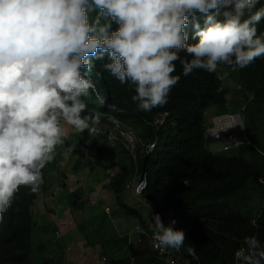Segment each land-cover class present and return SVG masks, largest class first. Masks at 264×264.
Wrapping results in <instances>:
<instances>
[{
	"label": "clouds",
	"instance_id": "obj_1",
	"mask_svg": "<svg viewBox=\"0 0 264 264\" xmlns=\"http://www.w3.org/2000/svg\"><path fill=\"white\" fill-rule=\"evenodd\" d=\"M257 3L259 0H0V233L13 218L29 219L32 234H37L38 245L32 244L31 250L34 264L55 263L57 257L44 255L45 245L38 240L48 236L61 239L66 234L61 224L53 236L50 230L47 234L49 218L57 226V213L68 209L72 233L82 220L89 221L86 202L95 205L125 189L136 199L146 200L150 211V221H146L139 211L121 204L139 218L136 243L124 235L128 255L131 245L148 237L151 249L166 264L170 262L154 248V239L158 248L180 254L177 264H190L180 250L185 234L176 212L158 209L157 201L142 193L147 183L146 160L157 141L144 142L116 114L101 116L100 111H88L82 97L92 93L97 94L101 108L111 106L88 73L93 60L103 62L107 57L103 69L121 84H128L138 110L149 112L165 105L179 83L181 76L174 75L177 61L182 75L188 76L197 69L216 73L219 65L235 72L264 57V32L257 35L255 26L264 19V5L257 10ZM113 24L118 27L113 29ZM227 77L228 72H223L217 79L222 80L228 103L229 91L223 86ZM246 106L213 116L208 112L217 107L208 108L204 139L213 146V150L208 148L211 152L258 145L246 133ZM166 116L160 114L154 125L162 124ZM226 116L236 118L238 129ZM218 117H226L229 123L218 141L210 142L207 132ZM230 132L242 136L221 144L224 134ZM140 149L146 154L141 173L137 164ZM97 167L106 170L102 180L96 176ZM94 184L103 193L101 200L97 194L96 199L88 198ZM23 195L34 196L30 205L21 204ZM105 211L112 213L108 205ZM87 214L90 216L82 217ZM244 239L247 248L236 251L234 264H261L264 250L260 242L255 236ZM57 246L51 243L50 248ZM36 250L41 254L39 263ZM189 251L195 257L194 249ZM120 258L125 257L103 258L102 262L110 264Z\"/></svg>",
	"mask_w": 264,
	"mask_h": 264
},
{
	"label": "trees",
	"instance_id": "obj_2",
	"mask_svg": "<svg viewBox=\"0 0 264 264\" xmlns=\"http://www.w3.org/2000/svg\"><path fill=\"white\" fill-rule=\"evenodd\" d=\"M261 5L264 0H259L257 10ZM255 26L260 35L264 32V19ZM116 27L113 24V29ZM180 55L183 57L185 53L181 51ZM104 62L107 57L103 62L93 60L88 76L98 93L109 98L110 109L99 106L96 93L82 99L88 111H100L101 116L116 114L144 142L157 141L146 160L147 183L142 193L156 200L158 209L176 212L185 234L180 249L183 257L190 264H234L236 251L247 248L244 238L252 236L264 250V147L244 145L233 154L213 153L204 139L208 108L216 106L218 114L229 111L225 108L226 90L222 89L218 74L197 69L183 76L177 61L174 75L181 78L170 92L168 102L144 112L132 100L134 90L104 70ZM238 74L243 87L252 95L243 114L248 134L255 141L254 125L264 115V57L239 69ZM165 113L163 123L154 125L158 116ZM101 119L106 121L104 117ZM145 158L144 149H140L139 173ZM133 171L132 163L130 176ZM33 198L23 195L21 204L30 205ZM31 238L29 219L10 220L0 233V264H34ZM189 249H194L195 257ZM110 264H166V261L151 249L149 238L143 237L137 246H130L127 257L112 259Z\"/></svg>",
	"mask_w": 264,
	"mask_h": 264
},
{
	"label": "rangeland",
	"instance_id": "obj_3",
	"mask_svg": "<svg viewBox=\"0 0 264 264\" xmlns=\"http://www.w3.org/2000/svg\"><path fill=\"white\" fill-rule=\"evenodd\" d=\"M223 72H228V77L227 79L223 80V86L228 89L229 94H228V103L225 105L226 109L229 110H236V111H241V108L244 105H248L250 100L248 99L249 93L241 89L240 82L238 79V70L233 72L228 66H223L219 65L217 68V74H221ZM258 116V115H257ZM245 124V129L246 133L248 134L246 122L244 120ZM100 127V124H97ZM96 127V126H95ZM256 135L260 137V139L255 136V141L257 144H262L264 146V116L259 118L255 125H254ZM86 132V131H85ZM66 134H68V131H66ZM241 133L237 134H232L230 132L229 135L224 134L223 139L221 140V144L224 142H231L232 140L236 138H241ZM249 138L251 140V135H249ZM227 137H231V140H228ZM254 142V141H253ZM255 144V142H254ZM208 148L210 150H213V146L211 144H207ZM236 150H230L228 152H225L226 154H233L236 153ZM83 171H86V169H83ZM96 176L99 177L101 180L106 176V170L103 167H97L95 169ZM81 172H77V175H80ZM96 184L92 186V188H95ZM98 187L95 188L94 191H91L89 193V199H96V193L98 192ZM146 200L144 199H136L134 195L132 194L131 191L129 190H122L117 196L113 195L108 197L107 199H102V201H99L97 204L92 205L89 203H85L84 209L88 212L91 213V216L87 214V216L82 215L83 218L89 217L81 221V226L80 228H76L72 233L62 236L61 239H58L57 237H52L50 242L52 244L57 243L60 244L63 248L66 247L68 243L73 241L74 239L79 240H85L87 241L88 239L91 242H95V239L93 238L95 235H99V238H102V235L104 236H114L116 235V231H120L121 233H126L127 235H130V240L133 243H136V236H135V226L139 222V218L134 216L131 212L127 211V208L121 207V204L127 205L130 209L137 210L139 213L143 216V218L146 221L149 220V209L146 205ZM108 205L110 209H112V213H106L105 211V206ZM258 206V203L256 204ZM64 214H62V211L57 213V217L59 219H62ZM71 220V218H68L67 221ZM81 220V219H79ZM79 222V221H78ZM49 224L50 226L47 228V234H49V230L51 231V235L53 236L55 234V229L60 227V224H55V222L52 220V218H49ZM115 229L116 231H113ZM87 234L85 236H79L81 233ZM37 239V234L33 233L32 234V244L38 245L36 243ZM105 239H102L99 241V243L105 244ZM79 244V243H78ZM41 247V245L39 244ZM74 246V245H71ZM37 250H39L37 248ZM125 255L124 253L120 254V256ZM48 256H50V253H48ZM119 256V255H117ZM58 260V259H57ZM56 260V263H58ZM46 264H50L49 260L47 261Z\"/></svg>",
	"mask_w": 264,
	"mask_h": 264
},
{
	"label": "crops",
	"instance_id": "obj_4",
	"mask_svg": "<svg viewBox=\"0 0 264 264\" xmlns=\"http://www.w3.org/2000/svg\"><path fill=\"white\" fill-rule=\"evenodd\" d=\"M217 111H219L218 108H211L208 112V116H213L218 114ZM102 192H97L96 194L98 197H100V200L102 199ZM102 201V200H101ZM75 208L78 207L76 204L74 206ZM65 216H63L62 219L58 220L57 224H61L63 228L64 234L68 235L71 231L72 225H70V221H68V224L64 223V220L68 217L72 216V213L68 211V209L63 210ZM56 224V222H55ZM136 227V226H135ZM113 231H116L113 229ZM68 233V234H67ZM126 233H121L120 231H116V235L114 236H104L102 235V238H99V235H95L94 239L95 242H91L89 239L87 241L85 240H79L74 239L70 243L66 245L65 248H63L60 244H58L57 247H55V250L51 249V238L50 236L44 238L43 240H38L39 243H42L45 245V248L43 249L44 255H48L50 253L51 257H57L58 263H52L51 264H103L102 259L103 258H111V257H126L128 256V250H127V240L124 238ZM81 236V234H79ZM83 236V235H82ZM102 239H105V244L99 243ZM130 242V240L128 239ZM79 243V244H78ZM74 245V246H71ZM124 253L125 255L120 256V254ZM40 252L35 251L34 256L36 258V262H40ZM119 255V256H117ZM35 260V259H34Z\"/></svg>",
	"mask_w": 264,
	"mask_h": 264
},
{
	"label": "built area",
	"instance_id": "obj_5",
	"mask_svg": "<svg viewBox=\"0 0 264 264\" xmlns=\"http://www.w3.org/2000/svg\"><path fill=\"white\" fill-rule=\"evenodd\" d=\"M229 120L232 119L233 120V116H226ZM226 117H218L215 118V122H214V126L207 132V140L210 142H215L218 141V139L221 137V133L224 132L227 128V125L229 123V121H227ZM233 127L234 129H238L239 124L236 121V118L233 120ZM224 149H228V146H225ZM157 242L154 239L153 241V246L156 250L159 251L161 256H164L169 262L170 264H177L179 262V257L180 254L178 252H176L173 249H163V248H158L157 246ZM180 264H188L187 261H183Z\"/></svg>",
	"mask_w": 264,
	"mask_h": 264
},
{
	"label": "water",
	"instance_id": "obj_6",
	"mask_svg": "<svg viewBox=\"0 0 264 264\" xmlns=\"http://www.w3.org/2000/svg\"><path fill=\"white\" fill-rule=\"evenodd\" d=\"M144 167H145V164H144ZM142 177H145V170L143 171Z\"/></svg>",
	"mask_w": 264,
	"mask_h": 264
}]
</instances>
